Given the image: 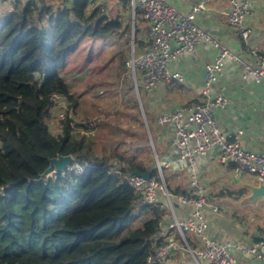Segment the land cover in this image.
<instances>
[{"label":"trees","instance_id":"16d2710c","mask_svg":"<svg viewBox=\"0 0 264 264\" xmlns=\"http://www.w3.org/2000/svg\"><path fill=\"white\" fill-rule=\"evenodd\" d=\"M122 5L131 10L130 0ZM103 9L96 0H15L0 11V264H146L164 220L124 179L151 171L149 161L121 144L97 154L85 127L92 121L77 119L78 98L62 77L75 58L92 56L98 38L118 40L117 74L126 72L131 31ZM53 93L75 107L76 123L65 119L60 131L49 126ZM68 155L80 169L40 180L51 159Z\"/></svg>","mask_w":264,"mask_h":264},{"label":"built area","instance_id":"2783aa9c","mask_svg":"<svg viewBox=\"0 0 264 264\" xmlns=\"http://www.w3.org/2000/svg\"><path fill=\"white\" fill-rule=\"evenodd\" d=\"M14 2L15 0H0V11ZM209 2L210 0H202L184 14L167 0H130L133 25L135 26L137 15L142 16L148 25V40L141 49L139 48L138 55L132 48L130 58L126 62L125 74L134 81L135 92L139 98L138 70L143 74L141 82L147 94L154 93L162 85L172 81H182V74L173 71L171 64L179 56L195 52L196 47L204 41L210 42L218 49L216 58L206 65L204 95L210 93L213 84L223 75L226 60L238 62L244 79L264 83V51L251 44L254 29L248 20L254 14L252 0H229L227 10H216L237 32L242 41V49L251 60L231 51L196 24L198 13L208 10ZM50 98L51 122L55 123L56 130H61L58 125L65 119L76 123L75 107L66 96L53 93ZM228 102L227 97L220 96L206 103H191L165 111L157 117V124L171 131L172 149L188 163L191 176L190 192L171 194L167 189L160 163L158 178L145 180L130 174L124 176L128 186L141 198L143 205L159 206L157 194L162 192L173 215V221L168 224L160 222L158 231L149 239L151 249L146 264H167L174 252L181 249L192 257L194 264H203L205 261H208V264H237L235 250L251 254L264 250V236L251 247L242 248L233 242H220L207 235V211L220 213L221 206L209 200L206 187L199 182V158L216 152L219 162L232 165L237 177L252 175L264 180V151L255 153L246 150L241 142L242 131L227 135L222 133L218 126L214 110L224 108ZM100 121L101 118L85 124L86 130L96 128ZM73 166L80 169V165L75 162ZM118 174L121 175L120 172ZM175 203L192 206V214L186 219H178ZM174 232L178 238H175ZM188 233H192L197 240L191 242L187 237Z\"/></svg>","mask_w":264,"mask_h":264},{"label":"crops","instance_id":"0c3cea01","mask_svg":"<svg viewBox=\"0 0 264 264\" xmlns=\"http://www.w3.org/2000/svg\"><path fill=\"white\" fill-rule=\"evenodd\" d=\"M96 1L104 5V9L111 4L118 11L121 8L124 9L122 0ZM167 2L185 14L193 6L201 3L202 0H167ZM228 3L229 0H210L208 10L198 13L195 22L204 31L220 40L228 49L242 58L251 60L249 55L243 51L242 41L237 32L230 27L221 14L216 12V10H227L229 8ZM252 3L254 14L248 20L249 25L254 29L251 44L264 51V0H252ZM137 38L142 43L139 46L141 49L148 40V25L143 19L140 20ZM217 54L218 49L210 42L204 41L196 47L195 52L179 56L171 64V69L181 73L183 80L164 84L154 93L147 94L146 101L149 109L151 113L158 112L160 114L191 103H206L216 97H227L229 100L227 105L224 108L214 110V116L222 133L231 135L237 131H242L241 142L243 147L255 153H262L264 151V83L244 79L242 68L238 62L226 60L223 75L213 84L210 93L204 95L206 65L211 63ZM157 117L156 140L161 146L160 166L178 177L182 176L188 179L190 183L191 176L188 163L172 149L171 131L169 128L159 126ZM146 121L149 125L147 118ZM166 156H169L171 161H164ZM197 174L199 182L207 189L209 200L217 205H219L217 200L226 203L230 199H240L247 192L244 190L237 191V187L244 181L253 182L256 180L255 176L252 175L237 177L232 165L219 162L216 152L198 159ZM190 191L191 185H188L175 192L178 194ZM157 199L158 205L162 209L168 207L162 192H158ZM174 207L177 218L181 220L188 218L193 212L192 206L175 203ZM163 211L164 223L172 222L173 215L169 208L168 211ZM241 215L242 217H240ZM207 221L209 224L207 235L212 239L220 242L230 241L242 248H248L264 236V203L256 209L247 207L240 210L227 203L221 206L220 213L207 211ZM174 236L178 238L175 232ZM187 237L191 242L197 240L192 233H188ZM234 255L237 264H264V250H260L257 254L235 250ZM171 258L173 264H175V260L176 262L179 261L180 264H194L192 257L182 249L176 250ZM203 264H208V261Z\"/></svg>","mask_w":264,"mask_h":264},{"label":"rangeland","instance_id":"374dc122","mask_svg":"<svg viewBox=\"0 0 264 264\" xmlns=\"http://www.w3.org/2000/svg\"><path fill=\"white\" fill-rule=\"evenodd\" d=\"M97 4H99V1H97ZM112 5L104 9V12L111 15V17L121 16L124 24L128 25L127 27L131 31L130 43L126 45L127 48H130V53L127 56L131 55L132 48L138 55L139 46L136 48L132 44L135 26L133 25L131 10L128 8L124 12V9L121 8L118 11ZM136 22L139 27V15H137ZM105 39L98 38L96 40L97 44L93 49L92 56L80 55V57L75 58L73 62L68 64V72L64 71L62 73L63 79L70 88V92L79 101L77 119L81 121L87 119L95 122L101 118L102 121L97 123L96 128L88 131L87 134V136L94 137V147L97 154L102 156L104 152H109L115 148L118 149L120 144L122 145L121 150L126 151V155L127 153L133 155V151L139 150L143 153L141 158L146 159L151 164L152 174L158 177L161 146L156 140V117L159 113H151L149 109L146 101L147 93L144 91L141 82L143 74L140 70L137 71L140 98L135 92L134 81H131L125 72L121 75L117 74L120 62L114 55L119 52L120 43L117 39H114L113 43L116 45L110 47L111 40L105 41ZM100 47L106 48L107 51H99ZM84 61H87V63H84ZM109 63L111 64L109 65ZM138 116L142 119L141 125L135 124ZM49 126L52 131L57 129L53 121L50 122ZM162 172L167 189L171 194H175L174 190H182L191 183H189L188 179L182 176L178 177L163 167ZM217 202L221 206L229 203L228 201L225 203L219 200ZM158 207L162 209L160 205ZM168 208L162 210L168 211ZM147 218L148 216L141 217L134 226H140ZM167 264H173V259H169ZM175 264H180V262L175 260Z\"/></svg>","mask_w":264,"mask_h":264},{"label":"water","instance_id":"95a60500","mask_svg":"<svg viewBox=\"0 0 264 264\" xmlns=\"http://www.w3.org/2000/svg\"><path fill=\"white\" fill-rule=\"evenodd\" d=\"M133 43H134V33H133ZM132 43V44H133ZM164 161H171L169 156L164 158ZM75 158L73 155L68 156H58L50 160V165L47 170L42 174L40 180H45L56 173H64L70 170L74 165ZM130 175L139 176L145 180L151 178V171L148 170L145 173H140L137 171L130 172ZM244 190L247 192L246 195L242 196L240 199H230L229 204L235 209H244L247 207L258 208V206L264 203V180L261 178H256L255 181H244L238 187L237 191Z\"/></svg>","mask_w":264,"mask_h":264}]
</instances>
